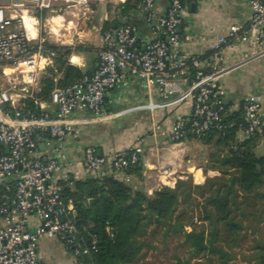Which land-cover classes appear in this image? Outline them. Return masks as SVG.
<instances>
[{
	"label": "built area",
	"instance_id": "obj_1",
	"mask_svg": "<svg viewBox=\"0 0 264 264\" xmlns=\"http://www.w3.org/2000/svg\"><path fill=\"white\" fill-rule=\"evenodd\" d=\"M14 2V0H11ZM33 2L39 10L50 7L52 2L87 0H19ZM158 0H143L138 10L150 25L152 38L140 43L139 28L135 23L124 22L102 32L98 50V63L91 73L65 87H57L51 94L56 106L52 115L23 111L22 100L30 95V86L38 84L37 76L49 64L51 56L42 53L46 37L42 32L45 18L42 14L30 15L29 9L20 16L8 15L11 5H0V72L8 76L12 91L0 83V264H45L38 256V244L44 237H57L65 248L77 258L76 264H86L91 247L80 235L73 218L71 202L62 198L61 188L55 177L64 180V145L66 138L75 131L76 121L71 115L76 110L90 112L93 119L105 117L106 95L125 74L145 81L148 88L157 87L159 103L150 104L155 115L187 99L193 102L191 124L198 134L222 130L223 111L227 104L222 78L231 70L264 55V48L247 56L237 64L223 63L222 51L228 39L245 42L254 34L264 42V0H248L252 9L249 27L234 24L228 36H218L211 49L218 63L210 71L200 67L198 55L183 52L178 26L183 20L184 0H167L165 14L156 13ZM25 15L35 28L33 35L26 27ZM8 70H11L8 72ZM19 70L18 82L13 72ZM18 78V77H16ZM42 109V108H41ZM43 110V109H42ZM246 125L241 128V140L264 134V112L260 98L250 94L243 101ZM188 118H180L170 128L161 129L166 142H181L186 136ZM155 130L158 126H155ZM40 141L52 146L56 156L45 158ZM145 136H140L123 152L99 155L96 148L85 150L81 164L91 176L114 175L127 183L132 182V170L145 151ZM109 167L108 169H106ZM162 174L169 176L165 168ZM111 233V227L107 228ZM94 246L96 237L93 236Z\"/></svg>",
	"mask_w": 264,
	"mask_h": 264
},
{
	"label": "trees",
	"instance_id": "obj_2",
	"mask_svg": "<svg viewBox=\"0 0 264 264\" xmlns=\"http://www.w3.org/2000/svg\"><path fill=\"white\" fill-rule=\"evenodd\" d=\"M142 1L124 0L113 10L110 5L109 17L104 20L101 32L124 22L135 23L133 14L138 12ZM37 13L45 15V9H37ZM83 50L86 49L82 46L59 45L45 39L42 53L51 56L52 63L44 69L38 89L22 100L23 111H44L40 103L52 104L51 94L55 88L68 86L92 72L84 71L70 60L74 52ZM223 122L222 130H210L201 135L195 132L190 119L186 124L187 133L182 141L196 139L208 146L204 168L220 172L207 176L203 183H195L188 176L178 179L174 187L163 185L148 194L107 173L99 177L76 179L70 176L60 180L62 198L73 204V218L79 233L91 247L90 253L79 259L86 264H132L151 247L146 238L149 231L155 233L162 227L165 236L181 235L192 257L232 264L230 252L220 242L238 235L244 230L245 220L256 216V210H260L257 203L264 202L261 190L264 188V155L254 151L256 135L238 138V131L246 125L243 104L236 111H230L226 104ZM139 170L138 164L132 173ZM188 207H197L199 224L193 216L185 219ZM260 208L262 211L264 203ZM93 236L96 237L94 246ZM258 248L254 264H264V244Z\"/></svg>",
	"mask_w": 264,
	"mask_h": 264
},
{
	"label": "crops",
	"instance_id": "obj_3",
	"mask_svg": "<svg viewBox=\"0 0 264 264\" xmlns=\"http://www.w3.org/2000/svg\"><path fill=\"white\" fill-rule=\"evenodd\" d=\"M183 3L182 26L178 28L182 50L190 55H198L200 67L204 71H210L218 63V58L211 49L212 43L218 36H228L234 24L249 27L252 9L248 0H184ZM167 6V0H158L156 13L165 14ZM40 14L46 18L43 13ZM133 21L139 28L140 43L143 46L153 36L150 25L139 12L133 14ZM263 48L264 42L255 40L253 33L245 42L229 38L222 51V62L228 65L237 64ZM85 52H74L70 60L84 71H93L98 63V53L88 58ZM43 71L37 76L38 84L30 86V93L27 95L38 89ZM0 77L8 79L1 72ZM222 83L230 111L241 109L245 97L254 94L260 98L264 112V55L231 70L223 76ZM3 86L15 91L10 82ZM160 101L157 87L148 88L144 80L125 74L106 95L105 117L93 119V115L86 110L74 111L71 118L76 121L75 131L66 138L64 145V172L76 179L90 177V171L81 164L86 148L94 147L101 155H110L128 150L138 137L145 136V151L139 163L140 170L132 174L130 183L136 188L152 194L163 185L174 187L178 179L188 176L195 183H203L207 176L219 175L218 170H205L209 147L201 141L186 139L171 143L166 142L160 135L161 129L170 128L176 120L192 115V100L187 99L167 109H160V113L155 115L150 104ZM40 107L52 115L55 114L56 106L53 103L41 102ZM155 126H158L157 130L154 129ZM255 137V148L264 145V134L260 133ZM238 138L241 140V133H238ZM40 144H43L40 149L45 158L56 156L52 146H45L42 141ZM165 168L170 170L167 177L162 174ZM62 179L61 174L55 177L57 183ZM261 190L264 191V188ZM259 202L260 206L264 203ZM2 224L3 217L0 214V225ZM38 256L45 264H76L78 260L57 237L42 238L38 244Z\"/></svg>",
	"mask_w": 264,
	"mask_h": 264
},
{
	"label": "rangeland",
	"instance_id": "obj_4",
	"mask_svg": "<svg viewBox=\"0 0 264 264\" xmlns=\"http://www.w3.org/2000/svg\"><path fill=\"white\" fill-rule=\"evenodd\" d=\"M121 2V0H87L86 3L75 1L52 2L50 7L45 8L46 18L43 21L42 32L47 40L59 45L82 46L86 49L87 57H93L98 53L100 47L101 28L106 17H109L108 7L111 9ZM0 5H11L8 8V15L17 14L20 16L29 9L32 16L37 12L33 2L19 0H0ZM113 14V11H112ZM113 16V15H112ZM88 57V58H89ZM11 70H8L10 72ZM13 82H18L22 74L19 70L13 72ZM18 77V78H16ZM0 83L8 85L7 77H0ZM264 144V142H263ZM257 155H264V145L255 148ZM256 210V216H249L244 223V230L237 236L236 240L227 238L220 244L230 252L232 264H254L259 252V245L264 244V208ZM197 207H188L185 219L194 217L196 224H199ZM190 229V227H187ZM147 240L151 247H147L142 257L132 264H216L210 262L208 258H194L190 250L183 243L181 235L170 234L165 236V230L158 227L156 232L149 231Z\"/></svg>",
	"mask_w": 264,
	"mask_h": 264
},
{
	"label": "bare ground",
	"instance_id": "obj_5",
	"mask_svg": "<svg viewBox=\"0 0 264 264\" xmlns=\"http://www.w3.org/2000/svg\"><path fill=\"white\" fill-rule=\"evenodd\" d=\"M25 22H26V26H27L28 30H30V32L34 35L35 34V28L32 25V21H31L30 17L27 15H25Z\"/></svg>",
	"mask_w": 264,
	"mask_h": 264
},
{
	"label": "water",
	"instance_id": "obj_6",
	"mask_svg": "<svg viewBox=\"0 0 264 264\" xmlns=\"http://www.w3.org/2000/svg\"><path fill=\"white\" fill-rule=\"evenodd\" d=\"M181 26H182V24L180 23L178 28H180ZM40 145L42 146L43 144H40ZM98 154L101 155L100 153H98Z\"/></svg>",
	"mask_w": 264,
	"mask_h": 264
}]
</instances>
